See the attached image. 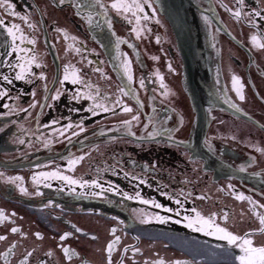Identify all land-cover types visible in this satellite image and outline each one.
<instances>
[{"label":"flooded vegetation","instance_id":"1","mask_svg":"<svg viewBox=\"0 0 264 264\" xmlns=\"http://www.w3.org/2000/svg\"><path fill=\"white\" fill-rule=\"evenodd\" d=\"M193 2L205 87L246 117L201 92L202 136L156 0L0 2V264H239L197 213L264 246V0Z\"/></svg>","mask_w":264,"mask_h":264},{"label":"water","instance_id":"2","mask_svg":"<svg viewBox=\"0 0 264 264\" xmlns=\"http://www.w3.org/2000/svg\"><path fill=\"white\" fill-rule=\"evenodd\" d=\"M158 1L168 13V21L173 27L176 38L179 42V47L185 63L184 71H186L187 82L190 84L191 99L198 115V133L202 136L205 131V117L200 108L201 101H203L201 92H204L207 96H209L214 103L219 105L220 102L215 96H213L210 88L205 87L203 76L201 74L204 72V63L202 58L204 55H207V50L204 43H201L202 40L201 33L199 32V19L196 18V16L198 17V10L193 0ZM224 108L239 114L226 105Z\"/></svg>","mask_w":264,"mask_h":264},{"label":"snow or ice","instance_id":"3","mask_svg":"<svg viewBox=\"0 0 264 264\" xmlns=\"http://www.w3.org/2000/svg\"><path fill=\"white\" fill-rule=\"evenodd\" d=\"M0 2H3V0H0ZM137 8H139V5H136ZM113 8H117L119 7L118 4H113L112 5ZM142 11V9H141ZM236 16H239L240 13L237 12L235 13ZM256 15H260L259 12L256 13ZM4 20L3 19H0V25H4ZM16 26L13 25L12 27H9L7 28V32L9 35L12 36V39L13 41H15L16 39V36H15V33L13 32V28H15ZM253 40H255V37H253ZM30 43H34V41H29ZM23 71L21 72V74H18L16 76V79H23ZM65 79L67 80L68 77L65 76ZM4 80H6L8 83H11V80L5 76L4 77ZM75 82V81H73ZM240 99L243 100L244 99V96L243 95H240ZM97 107H99V105H97ZM105 111H107L108 109L105 108L104 109ZM125 111H131L130 108H125L124 109ZM134 119H138L137 117H134ZM125 123H128V122H125ZM62 179H69L68 177H62ZM70 183H76V181L74 180H71ZM240 199H243V197H239ZM144 203H147V201H144ZM177 203H179V201H177ZM156 207H160V205H156ZM168 211H171V209H168ZM195 211V210H193ZM157 219L161 220V222L164 221V218L163 217H157ZM186 219H189L186 217ZM260 223L261 225H264V217H262L260 219ZM188 227L192 228L194 231H205L206 234H214L217 236L218 239L220 240H224V241H227V243L229 245H236L238 241H240L241 243L238 245V247L240 248L241 252L243 254L241 255H238L236 257V259L239 261V264H264V246H254V242L252 239H249V238H244V237H239L237 235H234L233 233L227 231L225 228H221L217 225L214 224L213 220L212 219H204L203 217L200 216L199 213L196 214V218L195 219H189V223H188ZM215 229L214 232H210V231H207L208 229ZM13 232L16 231V229H12ZM261 231H264V229H261ZM113 232H115V229H113ZM39 235V234H37ZM67 233L61 237V239H65L67 237ZM251 235V234H249ZM0 239H4V237H0ZM119 238L117 237V240ZM65 253L67 254L68 253V249H65L64 250ZM111 251H112V244H109L108 245V252L109 254H111ZM125 251H127V249H125ZM29 255H31L29 253ZM71 258V257H69ZM109 264H111V260L109 259ZM176 264H181V262L177 261Z\"/></svg>","mask_w":264,"mask_h":264},{"label":"bare ground","instance_id":"4","mask_svg":"<svg viewBox=\"0 0 264 264\" xmlns=\"http://www.w3.org/2000/svg\"><path fill=\"white\" fill-rule=\"evenodd\" d=\"M160 2L158 1V3H157V5L158 6H160V9H161V12H162V16H163V20H166L167 22H168V17H169V15H168V13L166 12V10H165V8L162 6V4L160 3ZM162 7V8H161ZM165 13V14H164ZM175 34V33H174ZM182 59H183V57H182ZM184 61V60H183ZM183 69H185V63H184V67H183ZM191 93V92H190ZM225 110H228V111H230L229 109H227V108H224ZM230 112H232V111H230ZM232 113H234V112H232ZM234 114H236V113H234Z\"/></svg>","mask_w":264,"mask_h":264}]
</instances>
